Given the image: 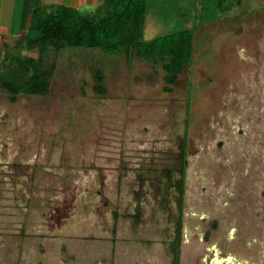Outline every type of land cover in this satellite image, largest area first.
Segmentation results:
<instances>
[{
  "label": "rangeland",
  "instance_id": "374dc122",
  "mask_svg": "<svg viewBox=\"0 0 264 264\" xmlns=\"http://www.w3.org/2000/svg\"><path fill=\"white\" fill-rule=\"evenodd\" d=\"M147 2L142 40L193 31L171 92L98 49L52 52L45 96L0 89V264H175L180 213L177 264H264V0Z\"/></svg>",
  "mask_w": 264,
  "mask_h": 264
},
{
  "label": "trees",
  "instance_id": "16d2710c",
  "mask_svg": "<svg viewBox=\"0 0 264 264\" xmlns=\"http://www.w3.org/2000/svg\"><path fill=\"white\" fill-rule=\"evenodd\" d=\"M219 11L228 9L226 0H208ZM241 0H238L239 5ZM147 0H104L93 15L76 9L51 5L40 6L30 14L28 25L17 37L3 39L0 45V89L11 104L20 95L45 96L49 93L55 63H47L49 55L65 49H98L110 55H124L127 61L133 57L152 65H160L165 92H171L184 75L192 58L194 35L191 29H183L142 40V27L147 15ZM28 53L29 55L24 54ZM31 54V55H30ZM94 92L103 95L104 75H94ZM190 122L186 121L188 126ZM185 145L187 138L184 139ZM187 148L185 147V151ZM186 159L183 158L179 179L172 187L177 191L178 210L181 211L184 195ZM171 181V174L167 173ZM172 242L175 264L181 238V213Z\"/></svg>",
  "mask_w": 264,
  "mask_h": 264
},
{
  "label": "crops",
  "instance_id": "0c3cea01",
  "mask_svg": "<svg viewBox=\"0 0 264 264\" xmlns=\"http://www.w3.org/2000/svg\"><path fill=\"white\" fill-rule=\"evenodd\" d=\"M104 0H0V45L3 39L19 36L30 14L40 6L59 5L76 9H96Z\"/></svg>",
  "mask_w": 264,
  "mask_h": 264
},
{
  "label": "flooded vegetation",
  "instance_id": "af4514ba",
  "mask_svg": "<svg viewBox=\"0 0 264 264\" xmlns=\"http://www.w3.org/2000/svg\"><path fill=\"white\" fill-rule=\"evenodd\" d=\"M222 261L219 260L217 255L214 256L212 255L211 257L206 258L204 261H202V264H223ZM224 261H226L225 264H246L245 261H240V260L233 261L232 258H228L227 260L224 259Z\"/></svg>",
  "mask_w": 264,
  "mask_h": 264
}]
</instances>
